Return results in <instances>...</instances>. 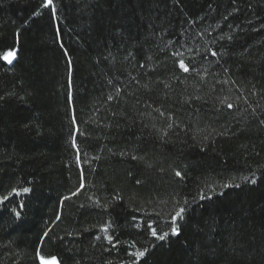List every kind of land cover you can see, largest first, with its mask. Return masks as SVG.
Instances as JSON below:
<instances>
[{
    "label": "trees",
    "instance_id": "1",
    "mask_svg": "<svg viewBox=\"0 0 264 264\" xmlns=\"http://www.w3.org/2000/svg\"><path fill=\"white\" fill-rule=\"evenodd\" d=\"M45 3L0 0V264H264V0Z\"/></svg>",
    "mask_w": 264,
    "mask_h": 264
},
{
    "label": "snow or ice",
    "instance_id": "2",
    "mask_svg": "<svg viewBox=\"0 0 264 264\" xmlns=\"http://www.w3.org/2000/svg\"><path fill=\"white\" fill-rule=\"evenodd\" d=\"M52 5H53V0H46V3L43 6L44 7H51ZM52 13L54 16L55 15V9L54 8H52ZM175 55H180V54L176 53ZM212 55L216 56L217 53L212 52ZM16 56H17V54H16L15 50H9V51L4 52L3 55L0 56V59L4 60L8 64H12L13 61L16 59ZM141 66H143V65H141ZM178 67L185 73H188L190 71L189 66L187 64H185L183 59H180L178 61ZM109 99H112V97H109ZM185 102H187V101H185ZM227 107L229 109H232L233 104L228 103ZM161 114L163 115V113H161ZM261 123L264 124V120H262ZM168 127L171 128L172 125L169 124ZM73 146H75V142H73ZM133 158L135 159V157H133ZM175 174L177 177L182 176L181 172H179V171H177ZM245 179H247V177ZM250 182L253 184L256 183L255 180H251ZM137 183H140V181H137ZM225 187H229V185H225ZM237 187H239V185H237ZM22 191L27 193L30 190L28 188H24ZM11 194L20 195L21 193L19 191H17L16 189H13L12 193H10V195ZM74 195H75V193H74ZM199 198H200V200L211 199V197L206 196L205 194H201ZM8 199H9L8 196H4L3 198H0V203H3L4 201H6ZM65 199H68V197H65ZM97 203H99V202H97ZM185 203H187V201H185ZM21 207H22V205H21ZM13 211H15V210H13ZM186 211H187L186 208L179 207L178 210L175 211L174 215H172V217H171L172 224L170 225L172 235H179V227L177 226V221L182 220L184 218ZM16 215L19 216L20 213L17 212ZM57 218L59 219V217H57ZM148 228L150 229L151 236L154 237L156 240L164 241L166 239V237H168V235H169L168 232H163L162 234L158 233L157 230L152 227L151 223L148 224ZM102 231L105 233L108 242L112 243V237L107 235L108 227L107 226L104 227L102 229ZM44 235L47 236L48 234L45 233ZM96 238L100 239V237H96ZM146 252H147V249H145L144 251L134 252V253H132V255L135 256L137 259H139L140 257H144ZM36 259L38 260L39 264H60V261L57 259V257H54V256L53 257H46L45 255L42 254V252L39 249L36 251Z\"/></svg>",
    "mask_w": 264,
    "mask_h": 264
}]
</instances>
